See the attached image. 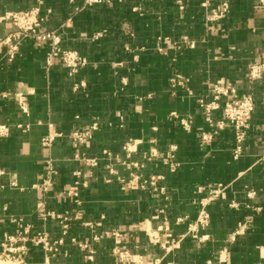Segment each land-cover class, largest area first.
Listing matches in <instances>:
<instances>
[{
  "label": "crops",
  "instance_id": "obj_1",
  "mask_svg": "<svg viewBox=\"0 0 264 264\" xmlns=\"http://www.w3.org/2000/svg\"><path fill=\"white\" fill-rule=\"evenodd\" d=\"M205 1L209 9L227 3L213 29L205 24ZM33 7L45 27L59 32L61 46L85 62L72 74L57 60L47 66V44L32 38H24L12 58L0 49V125L7 127L0 135V241L15 233L12 218L51 242L62 239L54 252L28 242L15 262L264 264V75L250 81L247 74L250 62L264 56L261 0H0V19ZM11 29L0 20V36ZM176 73L182 83L172 89L169 78ZM225 81L253 100L238 157L232 154L234 131L211 126L198 103L208 85ZM19 94L27 113L17 105ZM171 112L189 118V128ZM211 117L219 120L221 110ZM92 121L98 122L92 137L73 147L68 134ZM48 130L61 135L44 147L40 138ZM203 133L211 135L208 143ZM130 140L137 145L127 158L123 145ZM171 146L178 163L173 172L156 157ZM77 153L95 158V165ZM47 159L53 173L42 185ZM132 172L161 177L155 189L128 188L120 180ZM216 183L224 189L206 205L208 225L189 231L205 194L198 188ZM68 188L77 191L78 203L63 193ZM43 210L79 212L81 219L62 233L56 219L41 217ZM145 228L177 246L166 250ZM95 234L102 236L93 240ZM72 238L89 244L92 260ZM114 244L127 248L134 261H117Z\"/></svg>",
  "mask_w": 264,
  "mask_h": 264
},
{
  "label": "built area",
  "instance_id": "obj_2",
  "mask_svg": "<svg viewBox=\"0 0 264 264\" xmlns=\"http://www.w3.org/2000/svg\"><path fill=\"white\" fill-rule=\"evenodd\" d=\"M103 0H84L86 5H92ZM107 1V0H106ZM261 4L264 1L261 0ZM202 5L206 8L205 12V24L212 27L215 23H218L227 12V3L222 2L218 8H207V1L203 2ZM0 20L7 21L11 24L12 29L6 32L4 35L0 36V49L5 48V53L8 58H12L18 49L19 44L24 38H32L37 43L45 42L48 46V51L46 54V64L49 66L56 60L59 61L65 68H67L68 73L72 74L80 66L84 64V59L74 50H68L61 46V36L56 29H50L44 26V17L39 14L37 7L19 10V11H8L5 12ZM213 29V27H212ZM248 79L250 81H255L264 75V56L257 58L250 62L248 65ZM82 83V82H81ZM182 83V76L180 74H173L169 78V85L173 89L176 85ZM205 97L209 99L206 100ZM16 102L19 109L23 113L28 112L27 102L22 94L16 97ZM199 106L201 107L205 119L211 126H215L217 130L229 127L234 131V148L232 154L234 157H238L243 151V143L246 137V133L250 127V118L253 110V100L250 95L240 94L236 86L230 82H217L208 85L206 90V95L201 96L198 99ZM220 109L222 117L219 120H213L211 117V112L215 109ZM171 115L176 118L177 121L185 128L188 129L190 126V119L178 116L175 112H171ZM98 128V122L92 121L89 124L72 130L68 137L71 141L73 147L78 148L84 144V142L91 138L93 132ZM7 132V127L5 125H0V135ZM61 133L55 132L53 130H48L40 138V143L44 147H50L54 142L55 138L60 136ZM202 140L204 142H209L211 140V135L208 133L202 134ZM137 141L130 140L125 142L123 149L126 153L127 158L132 152L136 150ZM175 146L171 148L162 155H156L158 159L161 160L162 164L166 165L169 171L173 172L176 170L178 163L174 157L173 151ZM107 156L110 154L108 151L104 152ZM75 157L80 158L88 166H93L96 163V159L92 157H84L79 153ZM144 157L149 158L147 155ZM127 166H138L137 162H126L122 161ZM46 175L42 181V185H47L50 183L51 174L53 173V166L50 159L46 160ZM112 172V171H111ZM80 172H76L79 174ZM5 175V171L0 167V180ZM161 175L149 176L145 178L140 174L135 172L131 173V178L124 181L128 188H146L151 187L155 189V182L159 179ZM109 179L106 178V181ZM10 184H14L13 181ZM200 191H205L204 196L200 199V210L195 222L189 225V231L196 232L199 227H206L208 225V212L206 210V205L215 199L224 189V185L221 183L210 184L205 187L198 188ZM162 190V189H161ZM64 194L68 196H73L74 201H77V191L73 188H68L64 190ZM41 217L43 219L50 217L56 219L61 227V232L65 233L69 228L71 222L75 220H80L81 215L79 212L72 213L68 210H64L60 213H55L53 211H42ZM178 221L181 218L177 219ZM12 221L16 224V231L14 234H5L2 241H0V246L2 250L0 251V257L4 256L9 259H14L15 254L18 251L26 250L28 242L33 245H41V247L46 252H54L57 250L56 245L62 242L59 238L51 242L44 232L31 233V226L28 223H24L22 218H12ZM86 224L88 222H85ZM148 237L155 243H161V246L166 250H170L172 247L177 246V242L163 241L160 234L151 228H145ZM107 234V233H106ZM111 236L114 238L122 236V233L118 231H111ZM102 235H93V240H97ZM203 239V236L199 237ZM19 242V245L16 243ZM72 242L78 247L86 249L88 251L86 258L92 260V251L89 244L85 241H79L72 238ZM111 253L114 258L119 262H132L134 258L131 252L127 248H123L118 244H114L111 248Z\"/></svg>",
  "mask_w": 264,
  "mask_h": 264
},
{
  "label": "rangeland",
  "instance_id": "obj_3",
  "mask_svg": "<svg viewBox=\"0 0 264 264\" xmlns=\"http://www.w3.org/2000/svg\"><path fill=\"white\" fill-rule=\"evenodd\" d=\"M0 261H7L9 264H17V263L15 262V259H9V258H6V257H4V256H1V257H0Z\"/></svg>",
  "mask_w": 264,
  "mask_h": 264
},
{
  "label": "bare ground",
  "instance_id": "obj_4",
  "mask_svg": "<svg viewBox=\"0 0 264 264\" xmlns=\"http://www.w3.org/2000/svg\"><path fill=\"white\" fill-rule=\"evenodd\" d=\"M0 264H9L7 261H0Z\"/></svg>",
  "mask_w": 264,
  "mask_h": 264
}]
</instances>
